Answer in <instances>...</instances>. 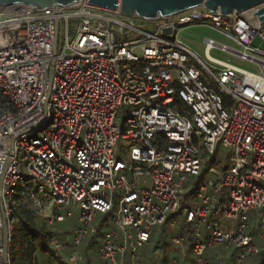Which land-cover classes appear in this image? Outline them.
<instances>
[{"label":"built area","instance_id":"obj_1","mask_svg":"<svg viewBox=\"0 0 264 264\" xmlns=\"http://www.w3.org/2000/svg\"><path fill=\"white\" fill-rule=\"evenodd\" d=\"M87 1L0 12V264H12L16 195L51 231L48 253L58 264H86L81 246L96 231L94 216L115 206L101 264H144L159 235L183 249L186 230L191 257L172 256L171 264L254 258L264 239L258 7L224 14L201 4L143 20L126 16L120 1L114 9ZM190 25L232 45L204 38L202 57L178 36ZM219 144L232 151L229 164L207 167ZM205 169L212 178L186 184ZM72 207L80 226L61 235L56 213L72 216ZM216 243L237 252L205 257ZM161 251L159 244L150 259L158 262Z\"/></svg>","mask_w":264,"mask_h":264},{"label":"rangeland","instance_id":"obj_2","mask_svg":"<svg viewBox=\"0 0 264 264\" xmlns=\"http://www.w3.org/2000/svg\"><path fill=\"white\" fill-rule=\"evenodd\" d=\"M151 29V28H149ZM70 32L72 33V28H70ZM178 36L184 40L194 51H196L200 56L203 57V40L204 38H212L218 42H223L229 45H232V42L230 40H228L226 37H224L222 34H220L219 32L215 31L214 29H211L209 27L206 26H198V25H190V26H186L185 28H183L182 30L179 31ZM259 43L258 40L255 41V44L257 45ZM262 47H264V44H262ZM211 55L219 57V58H223L225 59V57L227 56L226 54L220 53L216 50H212ZM235 61H237V64L239 66H241L242 68L245 69H251L250 65L248 63H246L245 61L242 60H238L233 58ZM232 155V151L230 149H228L227 147H225L222 144H219L214 155H212V157H210L211 163L207 165L210 166L212 164H214L215 159L218 161H221L223 163V165H228L229 164V160L228 158ZM212 178L211 174L207 172V170L205 169L204 172L198 176V177H191L186 184H195L198 181H206L207 179ZM142 180H147L148 178H138V183L141 184ZM148 185V183H147ZM73 215L72 216H66L65 215V210H60L58 213H56V217H55V224H54V229L57 230L61 235L63 234H72L73 230L75 227L80 226V222L78 220L79 217V209L77 208H73ZM116 212H117V207L115 206L113 211L108 213V214H101V213H97L94 216V221L92 223V227L95 228L97 232L96 236H95V240H94V244H93V254L91 255L93 260H94V264H101L100 261L98 260L97 254H98V248L100 245V239L104 236V234L109 231V230H115L116 229V224H115V217H116ZM250 213L255 214L256 212L251 211ZM37 217V216H36ZM38 219H40L39 217H37ZM161 230V228H158ZM167 232V230H165ZM201 231L203 233V236L206 237L207 235V230L205 229V226L202 225L201 226ZM94 235V233H90L89 237H92ZM157 238H155L154 242H156ZM261 250H263V247L261 244H259ZM48 250H49V244H48ZM218 251V253L220 255H224V257L229 258V260H231V257H233V255L237 252L236 249L234 248V246H228V248H225V246L223 244H219L216 243L213 245L212 248L208 249L204 256L208 257L212 254H214L215 251ZM83 251V250H82ZM211 252V254H210ZM84 253V251H83ZM37 255V259L39 264H48L51 259L50 257H48V252L43 251L41 249H38L36 252ZM172 256H177L178 258L182 256L181 252H172L171 253V257ZM48 257V258H47ZM50 259V261H49ZM255 259V258H254ZM253 259V260H254ZM250 262V260L246 261L244 264ZM49 264H58L55 261H51Z\"/></svg>","mask_w":264,"mask_h":264},{"label":"trees","instance_id":"obj_3","mask_svg":"<svg viewBox=\"0 0 264 264\" xmlns=\"http://www.w3.org/2000/svg\"><path fill=\"white\" fill-rule=\"evenodd\" d=\"M15 199L16 204L14 205L12 213L13 231L10 242V259L12 264H39L36 252L38 249L48 252L47 247L51 231L47 228L44 221L38 219L36 215L27 208L26 202L22 197L20 198V195H16ZM97 232L98 231H95L94 235L87 239L81 246L86 258V264H94L91 255L93 254L94 238ZM185 234L186 241L183 249L179 248V246L175 247L170 244L169 237L166 235H159V237H156L158 239H156V242H154L155 238H153L150 245L145 248L147 257L144 264H171L172 252H181L182 256L179 257V260L185 263L186 259L191 257L190 251L188 250V245L191 242V235L188 230L185 231ZM159 244H161L162 251L159 255L158 262H156V260L150 259V255L152 250ZM260 244L263 250H260L259 253L254 256L255 259H250V262L246 264H264V239L260 241ZM48 257H50L51 261L57 262L49 253Z\"/></svg>","mask_w":264,"mask_h":264},{"label":"water","instance_id":"obj_4","mask_svg":"<svg viewBox=\"0 0 264 264\" xmlns=\"http://www.w3.org/2000/svg\"><path fill=\"white\" fill-rule=\"evenodd\" d=\"M81 0H0V12L6 8L8 12L26 11L29 5L36 9H59L70 6ZM120 1L121 10L126 16H136L143 20H151L158 15L167 16L203 4L215 11L220 9L224 14L241 13L258 7L256 14L264 21V0H88L95 6L116 8ZM4 246H7V233L4 232Z\"/></svg>","mask_w":264,"mask_h":264}]
</instances>
